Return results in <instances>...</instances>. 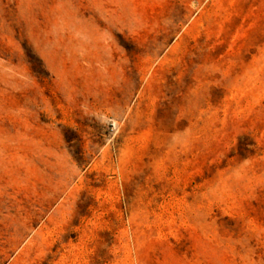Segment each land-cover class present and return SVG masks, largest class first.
Here are the masks:
<instances>
[{
    "label": "rangeland",
    "instance_id": "1",
    "mask_svg": "<svg viewBox=\"0 0 264 264\" xmlns=\"http://www.w3.org/2000/svg\"><path fill=\"white\" fill-rule=\"evenodd\" d=\"M0 264H264V0H0Z\"/></svg>",
    "mask_w": 264,
    "mask_h": 264
},
{
    "label": "crops",
    "instance_id": "2",
    "mask_svg": "<svg viewBox=\"0 0 264 264\" xmlns=\"http://www.w3.org/2000/svg\"><path fill=\"white\" fill-rule=\"evenodd\" d=\"M118 30L125 40L137 48L141 47L142 54L148 55L152 59L153 50L147 48V45L155 43L156 38L152 34L138 33L127 27H120ZM94 41L96 58L90 60L87 68L83 70L82 105L99 108L105 105L106 99L117 100L118 102L122 99H128V80L124 78L128 75L125 63L128 52L124 48L121 38L105 34L98 35ZM86 74L89 76L88 80L85 78Z\"/></svg>",
    "mask_w": 264,
    "mask_h": 264
}]
</instances>
